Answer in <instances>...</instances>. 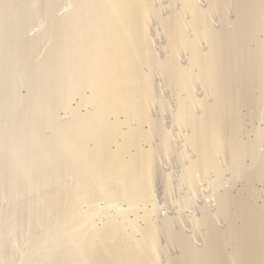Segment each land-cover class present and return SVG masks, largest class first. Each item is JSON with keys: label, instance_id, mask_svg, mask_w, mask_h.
Returning <instances> with one entry per match:
<instances>
[{"label": "bare ground", "instance_id": "1", "mask_svg": "<svg viewBox=\"0 0 264 264\" xmlns=\"http://www.w3.org/2000/svg\"><path fill=\"white\" fill-rule=\"evenodd\" d=\"M166 1L163 15L160 0H0V264H161L164 245L181 264H264V199L254 202V184L264 194V127L244 126L264 122V0ZM162 87L177 109L174 137L159 132V145L143 149L154 107L166 114ZM74 97L91 109L59 118ZM130 120L137 126L123 129ZM181 134L199 171L184 183L189 206L200 179L213 177L200 232L181 214L151 221L154 207L142 227L126 210L100 227L80 217L81 202L98 198L137 213L156 177L170 196L159 162ZM223 173L243 188L220 192Z\"/></svg>", "mask_w": 264, "mask_h": 264}, {"label": "rangeland", "instance_id": "2", "mask_svg": "<svg viewBox=\"0 0 264 264\" xmlns=\"http://www.w3.org/2000/svg\"><path fill=\"white\" fill-rule=\"evenodd\" d=\"M163 1L164 0H160L161 6H162L161 12L164 15V14H166V11L168 9V4H166L167 3L166 0L164 2ZM70 7H71L70 4L61 5L58 8L59 9L58 13H60V14L65 13L67 10L70 9ZM201 11L206 12V10L204 8H202ZM43 25H44V22L34 23L33 26L31 25L27 29V34L28 35L36 34L37 32H39L41 30ZM215 26H216L215 32L217 31L216 34H219V31H220L218 28L219 24L217 25V22H215ZM151 43H154L151 45H152V48L155 49L154 50L155 56L158 58L159 61L163 60L164 59L163 57L165 54V52H164L165 49H164L161 41L158 40V42H157V40H156V42L151 41ZM161 71H164L162 66H161ZM162 88H163V90L162 91L159 90V92H158V94H159L158 97H159V99H161V97L163 98V99H161L162 100L161 107L163 108V110L166 114H164V115L159 114L157 107H154V109H153L154 111L152 114L153 118L151 119V122H149L146 125H143V127H142L146 131L149 130V131L153 132L152 138L148 139V141L147 140L141 141L142 144L140 145V147L143 149H152V148L154 149L155 147H157V145H159V143H160L159 140H161L158 136L159 132H161L162 135L165 136L164 137L165 139L166 138L168 139V140L166 139L168 143H169V141L172 142L171 139H172V137H174V135H173L174 134V128H175L174 122H177V119H178L177 109L174 107V104L171 103L170 98L167 97L166 87H162ZM28 90H29L28 86H25V87L21 88L19 92L21 93V95H26ZM196 98H197L195 101L196 104H198V105L202 104V97H200V95H198V96H196ZM79 100H80L79 97H74L69 103V104H71L69 106L70 109L67 108L68 110H66V109L59 110L57 113V116L61 119H64L65 117L67 118L73 114L74 110L80 109V108H81L80 109L81 113L88 112L89 109H91L90 105L82 104L80 107V106H78L79 105L78 103H80ZM169 103H171L172 105ZM75 106H76V109H75ZM172 106H173V108H172ZM77 107H79V108H77ZM72 108H74V109H72ZM120 119H122V118H120ZM248 121L249 120H247L246 124H244L246 129H248V128L249 129H253V128L263 129V127H264L263 121H260V120H256V121L250 120L249 122ZM129 122H128L127 126L123 127V129H127V127H136L137 126V123L135 121L130 120ZM250 123L252 126H250ZM45 132H46L45 136L52 134L51 129H47V130H45ZM247 135L251 138L253 135L252 130L251 131L248 130L246 133V136ZM175 138H176V140L173 141L174 142L173 143L174 152L169 154L167 157H165V156L162 157L160 162H159V163H161V164H159V166H160L162 176L165 179H167L169 182H171L170 184L172 185V188H171L172 192H171L170 196L165 195L164 187L162 186V184L164 185V182L162 181V179L160 177H158V178L156 177V179L154 180V183H153L154 184L153 185V194H154L153 198L150 201L145 202V204L141 203L140 205H138L136 207V210L139 209V211L135 210V212H137V213L134 214L133 213L134 211L133 212L127 211V209L130 208V207H128L127 203H123V202L120 203L118 201H111L110 202V201L105 200L104 198H101V199L98 198V199L94 200L93 202H90V201H85L83 203L81 202L80 207L78 208V210L81 208L80 213H79V211H78V213H79V215L83 214L84 216L82 215L80 217L87 220V222L90 226L92 225L93 227H95V226L100 227L106 222L107 218H109L111 216H118L119 211L121 212L123 210L124 211L126 210V216H125L126 219L125 220H127V221L132 220L131 222L134 221V223H136L137 226L142 227L145 223L143 220L144 210L146 208L148 209V208L154 207L155 211L150 218L151 221L155 222L158 220V218H165V220L167 221V224H169L175 220L176 216L181 214L185 217V219H188L189 224L194 225L196 227L197 232H200V229L197 226V225H199V223H201V222H198V220H200V213L199 212H202L204 210V207H205L204 205L206 204L207 201L213 200L212 197H214V196L211 192V188L208 185L213 177H212V174H207V176H204L203 179H200V181H199L200 184L198 183V192L195 195V196H197V197H195L196 203L191 204L189 206L188 205V199H187V197H185L187 192L185 191L184 183L187 182V180L189 179V177L187 175H190L193 173H194V175H197V174H199V171L196 169L195 165L192 164L193 163V161L191 159L192 157L190 155H186V153L191 154L192 152H191V149L189 147H187L185 150L186 146L183 145V144H185L184 143L185 135H182L180 137L177 136ZM177 138H179V139H177ZM185 155L188 157L187 161H189V163H190L189 164L187 162V165H186L187 168L189 169V172H187V174H185L184 177H182V176H180V175H182L181 174L182 170L180 169L179 162H183ZM165 158H168V159L164 160ZM245 163H249V161L246 160ZM196 171H197V174H196ZM228 174L233 178V176L230 173H228ZM229 175L224 174V173L221 175L220 178L222 179V181L220 180V183H222L223 185L219 186V191L222 192V189H224V188L228 190L229 186L231 184V185H234L235 187L233 186L231 188V186H230L229 191L230 192L232 191L231 193L234 194V193H236V190H238V189L241 190L243 188L244 181H242L241 179L231 180ZM155 181H156V183H155ZM157 181H159V182H157ZM161 181H162V183H161ZM237 182H238V184H237ZM235 184H237V186ZM254 186H255V189L257 190V192H259V194L257 195V198L254 199L255 200L254 202L259 204L261 202V199L262 200L264 199V194L262 193L263 192V190H262L263 185L260 183H256V184H254ZM237 187H239V188H237ZM1 193H2V189L0 188V194ZM251 201H252V199H251ZM252 203H253V201H252ZM223 230L224 229L222 228V231ZM183 233L185 235H187V234L189 235V234H191V229L186 225V228L183 230ZM186 238L190 239L188 236ZM199 242H201V240L196 242V243H198L196 245V247H197L199 254H203L204 250H202V249L204 248V245L202 244L203 242H201V243H199ZM161 249H162L161 264H181L180 263L181 259L179 256H177L178 252H179L178 249H173V250L169 251L168 249H166L165 245L161 246ZM174 251L177 253L175 257L173 256V254L175 253ZM225 251L231 252V249L225 248ZM163 252L166 253V255H164ZM28 253H29V251H27L26 249H22L20 252V255L23 256V259H25L26 256L28 255Z\"/></svg>", "mask_w": 264, "mask_h": 264}]
</instances>
